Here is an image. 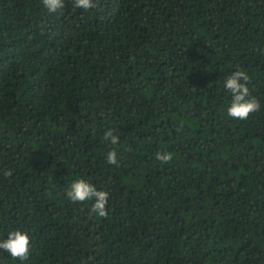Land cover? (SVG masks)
<instances>
[{"label": "trees", "instance_id": "obj_1", "mask_svg": "<svg viewBox=\"0 0 264 264\" xmlns=\"http://www.w3.org/2000/svg\"><path fill=\"white\" fill-rule=\"evenodd\" d=\"M93 2L0 0V240L30 237L0 264H264V0ZM237 69L261 106L243 121ZM76 178L105 218L66 198Z\"/></svg>", "mask_w": 264, "mask_h": 264}, {"label": "clouds", "instance_id": "obj_2", "mask_svg": "<svg viewBox=\"0 0 264 264\" xmlns=\"http://www.w3.org/2000/svg\"><path fill=\"white\" fill-rule=\"evenodd\" d=\"M43 5L49 12H57L65 7V0H42ZM72 5L76 9L89 10L96 7L93 0H72ZM249 75L240 69L229 74L224 79V88L230 94V101L226 107V115L232 119L247 120L248 117L260 110V102L250 95L248 84ZM104 139L113 146L106 154L107 163L118 165L116 145L119 137L114 134L113 129L104 132ZM155 159L165 164L172 161L170 152L158 151ZM5 175H11L6 172ZM66 198L73 203H84L92 201L90 214L105 218L107 216L106 205L108 204L109 193L104 190H97L96 186L84 178L74 179L65 191ZM0 250L6 252L11 258L19 261H27L30 253V237L26 232L13 230L7 233L5 239L0 240Z\"/></svg>", "mask_w": 264, "mask_h": 264}]
</instances>
